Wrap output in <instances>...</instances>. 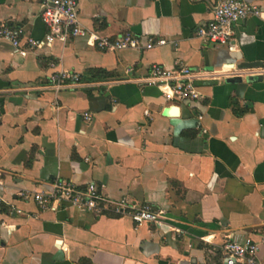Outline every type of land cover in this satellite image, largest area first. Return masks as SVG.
<instances>
[{"label": "crops", "instance_id": "crops-1", "mask_svg": "<svg viewBox=\"0 0 264 264\" xmlns=\"http://www.w3.org/2000/svg\"><path fill=\"white\" fill-rule=\"evenodd\" d=\"M218 1L79 0L89 34L166 40L149 49L102 51L77 36L21 55L0 39V264H217L228 236L261 242L264 73L252 72L264 70V18L239 20L231 48L214 45L197 30ZM246 1L264 12V0ZM40 12L41 0H0V21L22 26L23 45L45 36ZM177 62L199 73L200 99L170 100L146 81L152 65ZM59 70L80 82L55 92ZM57 178L163 209L170 228L20 196Z\"/></svg>", "mask_w": 264, "mask_h": 264}, {"label": "built area", "instance_id": "built-area-1", "mask_svg": "<svg viewBox=\"0 0 264 264\" xmlns=\"http://www.w3.org/2000/svg\"><path fill=\"white\" fill-rule=\"evenodd\" d=\"M79 0H41L40 18L47 32L42 39L28 37L25 45L21 44L23 36L22 26H11L0 21V39L6 40L14 46L21 55L28 51L51 46L55 41L65 43L69 38L87 36L88 43L99 50H123L128 48H152L166 44L165 39L148 38L142 45L140 38L125 33L115 39L89 34L79 21ZM264 18V12L255 3L246 0H219L212 11V18L197 30V36L214 45L229 46L234 41V26L242 19L248 17ZM51 66H54L51 63ZM253 74H263L264 70H253ZM189 66L177 62L175 68L168 69L154 64L146 78L149 84L165 86L164 95L167 99L198 100L201 95L198 92L194 79L198 76ZM78 73L59 70L49 76V87L55 92L66 86L79 83ZM86 120H91V113H84ZM20 196L24 199H32L41 210H53L62 202L68 203L79 212H90L100 215L105 211H113L117 214H128L137 224L150 223L158 228H170V218L165 210L154 209L149 203L130 204L125 198L108 200L99 192L95 183L90 182L85 186H77L69 180L57 178L51 183L48 191H23ZM0 226L8 227L4 222ZM264 244V236L261 238ZM260 243L246 238L236 241L227 237L220 247L221 261L217 264H264V258L258 257Z\"/></svg>", "mask_w": 264, "mask_h": 264}, {"label": "trees", "instance_id": "trees-1", "mask_svg": "<svg viewBox=\"0 0 264 264\" xmlns=\"http://www.w3.org/2000/svg\"><path fill=\"white\" fill-rule=\"evenodd\" d=\"M92 74H93V78L94 79L102 78V76L100 75V74H102V71H98V70L97 71H93ZM241 113H243V111L236 112L237 115H240Z\"/></svg>", "mask_w": 264, "mask_h": 264}, {"label": "water", "instance_id": "water-1", "mask_svg": "<svg viewBox=\"0 0 264 264\" xmlns=\"http://www.w3.org/2000/svg\"><path fill=\"white\" fill-rule=\"evenodd\" d=\"M257 77H261V75H259V76H257ZM235 81L240 82V81H241V78H240V77H236V78H235Z\"/></svg>", "mask_w": 264, "mask_h": 264}]
</instances>
